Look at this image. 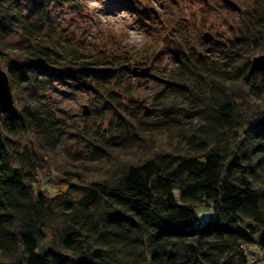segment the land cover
<instances>
[{
  "label": "trees",
  "instance_id": "trees-1",
  "mask_svg": "<svg viewBox=\"0 0 264 264\" xmlns=\"http://www.w3.org/2000/svg\"><path fill=\"white\" fill-rule=\"evenodd\" d=\"M56 2L73 0H26L24 12L0 2V66L18 109L16 118L0 112V264H245L242 245L264 228V69L246 72L264 48V0L223 5L224 58L193 54L181 25L167 33L156 53L173 61V95L154 100L168 127L147 132L111 103L119 140L82 133L88 160L57 152L66 121L38 95L44 78L97 72L77 48L59 53L35 40L52 27ZM12 21L26 46L3 41ZM199 205L213 217L196 225Z\"/></svg>",
  "mask_w": 264,
  "mask_h": 264
},
{
  "label": "rangeland",
  "instance_id": "rangeland-1",
  "mask_svg": "<svg viewBox=\"0 0 264 264\" xmlns=\"http://www.w3.org/2000/svg\"><path fill=\"white\" fill-rule=\"evenodd\" d=\"M14 1L24 12L26 0ZM223 5L230 7L223 0H73L48 5L52 27L43 31L42 39H35L42 44L40 48L50 46V50L60 53L75 47L81 51V59L89 56L97 70L77 82L58 76L43 80L44 89L38 94L39 99L58 110L66 121L60 127L57 152L70 151L73 156L88 160L91 147L81 141L82 133L97 132L118 141L119 133L112 129L116 119L105 113L111 103L134 113L147 132L157 133L168 127L167 115H163L154 100L157 93L169 98L173 95L165 88L173 61L170 55L156 53L161 40L176 25H181L194 40L193 54L224 58L231 38L226 23L228 12ZM232 9H236V4ZM10 25L2 38L6 46H26L18 23L12 21ZM204 32L211 33L213 38L204 41ZM257 54H264V48ZM101 57L105 62L100 61ZM2 62L0 56V64ZM102 64L110 69L106 75L99 70ZM145 66L159 79L141 76L134 70ZM248 67L246 72H249ZM259 79L256 77L255 82ZM41 177L38 175L39 179ZM194 210L196 225L213 217V211L205 206H196ZM47 237L41 245L46 244ZM251 237L257 238L258 232L251 233ZM38 251L36 249V253ZM257 264H264V260Z\"/></svg>",
  "mask_w": 264,
  "mask_h": 264
},
{
  "label": "water",
  "instance_id": "water-1",
  "mask_svg": "<svg viewBox=\"0 0 264 264\" xmlns=\"http://www.w3.org/2000/svg\"><path fill=\"white\" fill-rule=\"evenodd\" d=\"M227 5L231 8H235V4L232 0H223ZM204 41H208L213 38L212 34L209 32H204L202 35ZM264 69V54H257L252 56L249 62L248 71L251 73L253 71L262 70ZM134 70L139 75H148L154 76V78L159 79L157 76L148 72V67H138V70L134 68ZM0 112L7 113L12 118H16L18 115V109L13 101L12 92L9 88L7 75L4 69L0 66ZM84 113L87 112V108L84 107ZM258 239L261 243L264 244V228L258 231Z\"/></svg>",
  "mask_w": 264,
  "mask_h": 264
},
{
  "label": "built area",
  "instance_id": "built-area-1",
  "mask_svg": "<svg viewBox=\"0 0 264 264\" xmlns=\"http://www.w3.org/2000/svg\"><path fill=\"white\" fill-rule=\"evenodd\" d=\"M243 253L245 256L246 263L261 260V256L257 253L260 251L264 253V244L259 239H252L251 242L242 245Z\"/></svg>",
  "mask_w": 264,
  "mask_h": 264
},
{
  "label": "bare ground",
  "instance_id": "bare-ground-1",
  "mask_svg": "<svg viewBox=\"0 0 264 264\" xmlns=\"http://www.w3.org/2000/svg\"><path fill=\"white\" fill-rule=\"evenodd\" d=\"M259 230H260V229H259ZM259 230H258V231H259ZM257 239H258V237H257ZM257 254L260 255V256H263V253L260 252V251H259ZM263 260H264V259H263ZM259 261H260V260H259ZM259 261H258V262H259ZM258 262H256V261H252V262H248V263H245V264H257Z\"/></svg>",
  "mask_w": 264,
  "mask_h": 264
}]
</instances>
